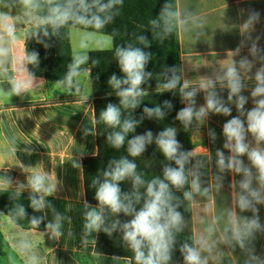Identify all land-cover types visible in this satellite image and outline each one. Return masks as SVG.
<instances>
[{
    "label": "crops",
    "instance_id": "crops-1",
    "mask_svg": "<svg viewBox=\"0 0 264 264\" xmlns=\"http://www.w3.org/2000/svg\"><path fill=\"white\" fill-rule=\"evenodd\" d=\"M181 85L191 88L205 80L215 82V92L229 115L209 112L203 120H193L186 130L187 152L193 153L187 162L188 189L192 212L194 247L201 248L207 264H258L264 260V203L255 204L256 211H241L237 204L242 174L230 170L221 172L217 152L230 156L224 147L223 126L239 117L247 126L246 114L255 102L264 97H253L255 73L264 67V0H176ZM259 18L249 23V15ZM0 15L13 25L15 43L6 32L0 31L3 46L8 53L0 64V170L15 173L12 181H4L2 189L31 193L29 178L45 174L55 185L45 197L46 224L55 223L59 214L60 236L50 229L44 232L24 230L0 212V230L3 235L0 264H27L31 256L36 264H129L121 257L95 252L98 232L89 233L85 214L97 205L86 201L82 160L98 152L95 123V96L90 82L89 62L81 64L74 73L71 87L49 82L28 73L25 45L30 34L47 20L26 9L20 0H0ZM73 63L76 48L70 29ZM255 43L257 55L251 53ZM109 50V49H98ZM93 51V50H91ZM90 52V51H89ZM88 52V54H89ZM251 62L250 69L239 67L242 59ZM235 64L244 85L240 95L246 97L243 109L238 110L229 90L222 83L227 66ZM31 81L19 93L14 91L16 81ZM4 84L10 86L4 89ZM180 92V87L178 88ZM181 93V92H180ZM204 91H198L194 108L205 105ZM183 99V98H182ZM184 108L187 102L183 100ZM250 148L264 149L246 133ZM253 174L252 187L259 188L256 170L247 156L240 157ZM198 177L200 191L192 188ZM207 189V193H204ZM264 194V189H261ZM258 219L260 227L245 238L244 246L233 238L234 222L243 227L245 219ZM210 230V231H209ZM27 242L31 247H20Z\"/></svg>",
    "mask_w": 264,
    "mask_h": 264
},
{
    "label": "clouds",
    "instance_id": "clouds-1",
    "mask_svg": "<svg viewBox=\"0 0 264 264\" xmlns=\"http://www.w3.org/2000/svg\"><path fill=\"white\" fill-rule=\"evenodd\" d=\"M23 6L28 10H33L39 6L38 0H20ZM122 0H108L107 3H101V0H92L89 4L88 0H67L65 6H55L50 10V16L46 22H50L53 26L63 25L70 20L76 23L90 25L97 29L102 28L112 17L102 16L100 14L88 15L90 8L96 7L99 13H105L118 4ZM259 18V13L252 12L249 15V23L255 22ZM156 24V21H152ZM0 31L6 32L9 37H12V42L15 43L14 27L7 23V18L0 15ZM139 40L142 44H147L144 36H140ZM251 53L257 55L259 49L255 43L251 48ZM8 53V49L3 46L2 37H0V64L3 63V57ZM116 56L120 70L123 74V79H118L116 75L109 78L108 83L117 91V96L120 99V104L125 107L135 108L140 103V97L145 95L141 85L151 76L145 72V67L150 59V54L144 52L139 47H133L129 44L126 47H121L116 50ZM30 63L37 61V54L33 53L26 57ZM84 63L83 59L77 60L73 66V72H77L80 65ZM239 67L244 69L251 68V62L246 58L239 62ZM173 76L162 85L165 90H172L180 85V77L175 74L176 69H171ZM256 87L252 92L253 97H264V67L259 68L255 73ZM14 91L19 93L21 90L30 86L31 81H16ZM222 83L228 88V100L232 101L236 97L235 103L237 109H243L246 103V97L240 95L244 85L240 76L239 68L235 64L226 67L222 77ZM189 85L184 83L180 85V92L184 101L187 102V107L183 108L178 114L177 119L184 126H187L195 120H203L209 112L217 114L229 115L231 109L226 107L224 102L218 98L215 92V82L205 80L198 86L189 89ZM198 91H204L205 105L198 110L194 108L195 99ZM164 106L171 107L168 101L164 102ZM144 112L149 116L155 115L157 118H162L163 113L160 107L152 109L145 108ZM100 119L109 127H121L119 132H113L107 136L109 144L114 148H120L125 141V134L133 131L135 122L132 120H124L121 125L120 107L115 104H108L100 113ZM247 126L239 117H235L228 121L223 126V134L226 138L224 147L231 152L230 156H225L223 152H217V165L221 172L225 170L233 171L237 174H242L243 179L239 182L240 193L237 196V204L241 211L252 210L256 211L255 204L264 203V194L261 189H264V149L250 148L246 143V133H250L256 140L257 144L264 142V98L258 99L255 102V107L246 114ZM176 129L173 127L165 128L156 138L155 143L163 154L164 158L173 161L175 167L166 166L163 170V179L155 178L146 184V193L142 197L138 189L144 185V180L136 173V164L126 158H121L119 161H112L109 165V170L103 173L104 180L99 182L93 180V185L96 187L95 200L97 206L89 208L85 214V228L91 232H99L102 228L105 232L111 233L119 225L123 240L129 245L135 255L136 264H168L171 259L172 247L174 244V231H180V226L183 223V217L180 211L177 210V205L173 204V196L170 188H183L188 183L185 164L193 155L191 152H181V145L176 140ZM152 134L147 133L144 136H136L130 140L128 152L129 155L136 157L141 155L145 150V145L151 142ZM247 156L251 166L256 170V177L259 188L252 187L253 174L250 168L244 166L240 157ZM127 178H132L133 188L136 190L133 194L122 193L120 184ZM32 195L30 196V206L40 212L46 205L45 197L51 195L55 190V185L48 181L45 174H33L29 180ZM5 185L4 181H0V189ZM192 188L199 192L200 184L198 177L192 181ZM207 193V189L203 190ZM185 199L191 200L192 192H184ZM143 199V204L138 209L135 207L140 200ZM108 210L114 215L124 214L131 218L120 223L116 220L111 228L103 227L105 224L104 211ZM18 215H25L23 206H19ZM43 217L32 218L31 224L38 226ZM62 217L57 214L55 223L46 225L54 236H60V221ZM260 227L258 219H245L243 227L234 222L232 229L233 238L241 247L244 246V240L250 236L252 232ZM210 231V230H209ZM20 247L27 250L31 245L27 242H22ZM201 248L192 247L184 244L181 252L184 257V264H207V259L201 255ZM258 260V264H264V260L253 257ZM27 264H36V257L31 256L27 260Z\"/></svg>",
    "mask_w": 264,
    "mask_h": 264
},
{
    "label": "trees",
    "instance_id": "trees-1",
    "mask_svg": "<svg viewBox=\"0 0 264 264\" xmlns=\"http://www.w3.org/2000/svg\"><path fill=\"white\" fill-rule=\"evenodd\" d=\"M108 0H101L107 3ZM91 4L92 0H88ZM39 6L32 11L35 15L47 20L51 8L65 6L67 0H38ZM100 14L111 16L112 19L102 28H95L90 25L69 22L53 26L50 22L40 24L28 37L25 45L26 57L36 53L37 61H27L28 73L32 77H43L49 82H59L65 87L74 84L73 55L70 42V29L79 28L99 34L109 35L112 38V48L109 50H93L88 54L90 67V82L92 92L95 96V123L98 152L95 156L85 157L82 160L84 186L86 201L89 204L97 205L95 200L96 187L93 180L103 182V173L109 170L112 161H119L126 158L136 164V173L144 180L145 184L140 186L138 191L143 197L146 193L147 182L160 178L163 179V170L166 166L175 167L173 161L164 158L155 143L159 133L165 128L176 129V140L181 145L179 151L187 152L186 130L184 124L178 120L177 114L184 108L182 95L178 88L181 85V69L179 61V35L176 0H122L105 13H99L96 7L90 8L88 15ZM152 21H156L153 24ZM144 36L147 44L139 40ZM131 44L139 47L150 54V59L145 67V72L151 76L141 85L145 95L140 97L137 107H125L120 104L117 91L108 83L112 75L123 79L120 70L116 50ZM27 60V59H26ZM171 69H176L175 74L180 77V85L172 90L163 89L162 85L173 76ZM4 84V89H9ZM171 104L170 108L164 106V102ZM115 104L120 107L121 125L124 120L135 122L134 130L125 134L124 144L120 148H114L109 144L107 136L113 132H119L121 127H109L100 119V113L108 104ZM160 107L164 114L162 118L155 115L149 116L144 112L145 108L152 109ZM151 132L152 140L146 143L144 152L136 157L129 155V141L136 136H144ZM188 177V165L185 164ZM15 178L14 172L0 170V179L12 181ZM122 193L133 194L132 178H127L120 184ZM188 183L180 189L171 187L173 204L181 212L183 223L180 231H174V244L172 247L171 259L168 264H184L181 248L184 244L194 247L192 212L190 200L185 199L184 192L189 191ZM31 193H20L16 191L0 189V212L10 218L18 227L24 230L38 232L46 231V218L44 209L40 212L34 211L30 206ZM143 204V199L135 205L138 209ZM19 206L25 209V215H18ZM105 224L103 227L111 228L112 224L119 220L121 224L131 217L124 214L114 215L105 210ZM43 217L41 223L34 227L31 224L32 218ZM3 235L0 230V254L2 255ZM94 250L98 254L121 257L129 264H136L135 255L129 245L123 240V233L119 227L107 233L103 228L98 232Z\"/></svg>",
    "mask_w": 264,
    "mask_h": 264
},
{
    "label": "rangeland",
    "instance_id": "rangeland-1",
    "mask_svg": "<svg viewBox=\"0 0 264 264\" xmlns=\"http://www.w3.org/2000/svg\"><path fill=\"white\" fill-rule=\"evenodd\" d=\"M72 37L76 48V61L83 59L88 63V52L98 49H111L113 42L109 35L99 34L79 28H72Z\"/></svg>",
    "mask_w": 264,
    "mask_h": 264
}]
</instances>
